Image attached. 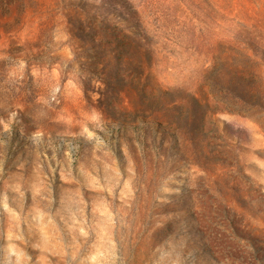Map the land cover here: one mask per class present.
<instances>
[{
	"label": "rangeland",
	"instance_id": "obj_1",
	"mask_svg": "<svg viewBox=\"0 0 264 264\" xmlns=\"http://www.w3.org/2000/svg\"><path fill=\"white\" fill-rule=\"evenodd\" d=\"M0 0V264H264V0Z\"/></svg>",
	"mask_w": 264,
	"mask_h": 264
},
{
	"label": "trees",
	"instance_id": "obj_2",
	"mask_svg": "<svg viewBox=\"0 0 264 264\" xmlns=\"http://www.w3.org/2000/svg\"><path fill=\"white\" fill-rule=\"evenodd\" d=\"M160 1L165 2L166 0H159V2ZM180 2H183L185 5H187V7L191 9L190 13L192 14H199V10L204 11L201 6H199L197 0H180ZM204 2L206 3L207 7L210 9L211 12L219 13L220 10L214 5V0H204Z\"/></svg>",
	"mask_w": 264,
	"mask_h": 264
}]
</instances>
